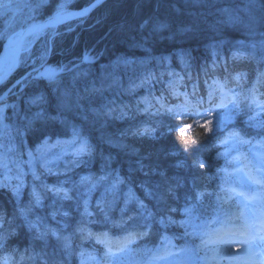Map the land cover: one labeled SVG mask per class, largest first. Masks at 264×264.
Returning a JSON list of instances; mask_svg holds the SVG:
<instances>
[{
  "label": "trees",
  "instance_id": "trees-1",
  "mask_svg": "<svg viewBox=\"0 0 264 264\" xmlns=\"http://www.w3.org/2000/svg\"><path fill=\"white\" fill-rule=\"evenodd\" d=\"M32 1V0H31ZM37 2V0H35ZM91 3V0H75L70 9H79ZM249 0H107L101 7L83 19L74 20L68 25L58 27L61 33L55 37V46L50 53L49 61L54 63L67 62L69 65L80 63L84 50H92L98 60L93 64H80L60 80L58 87L50 88L45 81L33 82L16 97L12 98L18 105L14 113L11 108L6 109V115L11 119L4 121L10 125L8 130L0 131V181L8 180L15 184L18 167L28 172V153L34 157V165L40 173L41 179L34 181L29 174L25 176V187L19 199H14L11 190L0 188V213L6 214L11 220L14 211L19 210L30 201V191L35 185L37 191L44 197L43 207L33 209V216L46 218L49 226L60 227L57 220L65 219L58 216L52 220L53 197L46 192L41 184L53 185L61 181H68L65 188H72L73 200L64 202L65 210L70 212L67 218L69 227L63 229L64 233L72 234L73 255L63 257L60 243L49 237L48 246L43 254L50 259L63 257L64 264H79L78 252L86 247L91 252L103 251L104 243H97L95 238L81 240L76 228L83 224L92 231L94 236L107 234L112 242L119 235L133 236V243L128 247L123 260L128 261L130 252L135 257H143L165 235L172 234L176 239V247L187 254H210L206 264H217L222 256L230 255L235 247L209 244L201 245V238L205 233H211L217 226L224 224L241 223L236 219L240 209L236 201L231 200L223 204V210L218 211L221 205L217 202V194L224 193V171H233L234 165L229 161L234 157L229 154L239 152L243 157L252 159L253 143L264 138V129L254 128V123L264 124V109L252 104L253 89L256 99L264 105V48L260 42L264 40V0H255L253 4L262 5V9L251 11L249 19L239 16L243 23L238 25L227 24L222 13L226 8H243ZM12 7L4 17H0V49L2 46V33L6 17H14L15 29L27 26L31 18L37 21L48 18L51 9L41 8L29 13V9L20 6L16 0H11ZM206 12L208 18H215L208 29L203 23L201 11ZM198 11V12H197ZM34 16L26 19L25 15ZM219 14L220 19L216 18ZM223 14V16H221ZM199 15V16H198ZM2 16V15H1ZM184 18V19H182ZM145 20L149 23L144 29L139 26ZM210 20V19H208ZM248 21V22H247ZM175 22V23H173ZM188 22H193L190 24ZM247 22V23H246ZM156 23L179 26L187 24L192 37L204 36L211 39L204 41L203 47L192 45L191 50L184 47L181 34L171 33L167 38L152 37V28ZM251 23L252 34L245 25ZM206 28L204 27V25ZM239 28L240 31L238 29ZM71 28V31H66ZM11 29V30H12ZM166 28L158 33L165 34ZM6 30V31H7ZM240 32L237 34V32ZM183 32V33H185ZM10 33V31H9ZM182 33V34H183ZM187 34V33H186ZM148 41H146V39ZM255 42L256 47L250 45ZM43 42L34 45V51L39 52ZM141 51L140 54L138 51ZM243 51L245 56L237 58L235 51ZM138 55V56H137ZM161 58H164L161 63ZM31 70L30 67H20L16 72L17 78ZM243 74L240 80L235 77ZM148 77L149 82L143 86L141 81ZM216 82H219L218 84ZM220 85H226L221 88ZM212 93V96L209 93ZM45 95V99L36 105L26 101L33 96ZM164 97V109L159 114L137 111V101L147 97L153 103V97ZM15 98V100H14ZM240 103L237 110L230 103L231 100ZM221 104L227 107H220ZM127 106V107H125ZM141 109L144 104H140ZM157 107H159L157 105ZM121 108L128 113L123 119L118 118ZM171 109L168 111L167 109ZM107 109H113L112 115H107ZM95 110V111H94ZM42 112L43 119H36L31 131L26 137L17 135L16 129L28 123L35 113ZM100 114H97V113ZM59 117L50 119L49 117ZM218 125V130L208 133L205 127ZM191 125V127H188ZM73 126L80 132L83 139H87L94 146L91 156L77 158L71 155V147L65 142L71 139ZM155 129V138H145L132 133L141 127ZM183 129V132L180 130ZM229 132H240L242 139L251 143L233 142L221 144L220 141L228 136ZM48 136L47 143H40L41 137ZM9 143L15 144L16 151L7 149ZM187 148L188 151L184 152ZM232 148V149H231ZM67 151L68 155H62ZM40 152L46 153L48 158H56L51 165L54 174H47L38 157ZM231 152V153H230ZM174 153V154H173ZM220 158L217 159V155ZM151 154V155H149ZM110 157V159H109ZM147 157V158H145ZM79 159L80 162L76 163ZM138 161L146 166L139 170ZM178 161H183V167H176ZM198 162L205 163L204 169H199ZM197 164V166H193ZM155 168V172L152 169ZM163 171L164 176L159 173ZM112 173L106 183L111 182L116 174L123 178L124 183L119 185L120 203L109 212L106 220L96 208V202L103 192V186L92 194L94 199L90 210L92 216L82 217L75 203L76 189L83 193L85 186L80 185L81 176L91 175L98 178L102 174ZM147 173V174H146ZM172 177H179L183 186L177 189V199L166 193L168 183H175ZM195 178V188L193 179ZM237 175L232 177V186H237ZM159 185V187H157ZM132 190L138 198L156 214L170 215L176 222L166 228L152 222L146 230L147 235L136 237L135 232L145 231L138 228L144 221L137 215L136 205H129V212L124 216V223L120 224L124 194ZM202 191L206 195L199 200L191 197L185 199V193ZM163 196V199L157 197ZM90 198V199H92ZM195 204L194 223L200 227L196 229L197 235H191V227L187 230L182 226L186 217L183 215L185 205ZM59 206L58 204L56 205ZM171 206L177 211L167 213ZM264 205L257 204L253 209H263ZM224 211L229 214L232 223L225 220ZM9 243L23 250L30 243L26 230H19V235L13 237ZM102 250V251H101ZM36 251H40L39 243ZM133 253V254H134ZM144 254V255H143ZM211 255V256H212ZM136 260H138L136 258ZM143 260V258H142ZM37 264H44L38 260Z\"/></svg>",
  "mask_w": 264,
  "mask_h": 264
},
{
  "label": "snow or ice",
  "instance_id": "snow-or-ice-1",
  "mask_svg": "<svg viewBox=\"0 0 264 264\" xmlns=\"http://www.w3.org/2000/svg\"><path fill=\"white\" fill-rule=\"evenodd\" d=\"M102 0H91V3L87 7L98 6ZM250 3H255V0H249ZM75 0H37L33 5H28L34 10H39L41 8L51 9L48 19L43 22H38L35 18H31L27 22V27L21 25L20 31L11 30L4 31L2 33L3 39L7 40L5 45V54L3 57H0V88L3 85L8 83L10 75L15 69L20 67H30V71L26 72L23 76L18 77L13 81V86L5 88L3 91H0V127L8 130L10 125L4 123L6 120L11 118L6 115V109L11 108L15 113L17 111V104H8L6 100L9 96L16 95V90H23L33 82L46 81L48 87L55 88L58 87L60 80L62 78V73L67 71V65H53L49 63L50 53L53 51L55 46V37L61 35L58 31V27L61 25H68L73 20L83 19V14L86 12V7L70 11V5L74 4ZM12 4L11 0H0V15H6L5 10L11 9ZM224 13L227 14L226 21L227 24L238 25L243 23L241 18L236 15H232L229 9H223ZM14 17L9 21V25L14 22ZM148 20H145L140 24V28L144 29ZM167 24L156 23L152 32H158L161 29L167 28ZM249 29V34H252V25L251 23L245 25ZM71 28H67L66 31H71ZM181 31H188V29H181ZM43 42V48L39 52L34 51V45L40 42ZM252 48H255L257 45L253 42L250 45ZM260 46L264 48V40L260 42ZM23 54V55H22ZM239 58V57H237ZM81 59L84 62H91L94 57L91 54H82ZM164 58H161V63H163ZM243 74H239L235 77L236 80H240ZM149 82L148 77H145V80L141 81V85H136L134 87L143 86L145 83ZM217 84L219 82H216ZM221 88L226 87V85H220ZM255 89H253V95L251 97L252 104L257 108L264 109V105H261L260 102L256 99L254 94ZM212 96V93H209ZM45 99V95L41 94L39 96L30 97L26 102L31 105H36L39 102H42ZM155 103L151 100H148L147 97H141L137 101L136 110L149 113L151 109H155V112L152 114H159L161 109H164V97L159 98L153 97ZM234 108L237 110L240 109V103L233 99L230 101ZM140 104H144V108L139 107ZM157 105L159 107H157ZM127 107V106H125ZM220 107H227V105L221 104ZM171 111V109H167ZM95 111V110H94ZM113 109H107L106 114L112 115ZM97 114H100L99 112ZM128 113L121 108L118 118L123 119L127 116ZM44 114L42 112H37L35 115L28 120V123L22 128L16 129L17 135L26 137L31 131H33L32 124L36 119H43ZM50 119H59V117H49ZM213 127H207V125H201L206 128L208 133H213L218 130V125ZM257 129H264V124L254 123L252 125ZM188 127H191L189 125ZM183 132V129L180 130ZM133 135L145 137V138H155V129L152 127H141L137 128ZM49 137H41L40 143H47ZM65 142L71 147V155L80 158L83 156H91L94 152V146L87 139L81 137L80 132L73 126L71 131V139H66ZM233 142L238 143H251L242 139L240 132H229L228 136L220 141L221 144H229ZM9 151L15 152V144L9 143L7 145ZM188 149L185 148L184 152H187ZM67 151L63 152L62 155H68ZM174 154V153H173ZM28 172L26 173L22 166L17 168L16 171V183L10 185L8 180L0 181V188L11 190L13 198L19 199L22 194V191L25 187V176L31 175L34 181L41 179L40 173L36 170L34 165V157L31 152L28 153ZM151 155V154H149ZM218 153L217 159L220 158ZM41 160L42 166L47 174H54V169L51 165L55 164L56 158H48L46 153L40 152L38 157ZM147 158V157H145ZM110 159V157H109ZM80 160L77 159L76 163H79ZM139 164V170H143L146 166L142 161L137 162ZM230 164L234 165L233 171L229 172L227 168L223 169L225 175L223 178V184L229 185L228 187H221V191L225 193L224 196L217 194V202L220 203L221 207L218 211L223 210V204L228 203L231 200L236 201V206L240 209L236 219L240 220L239 225L232 224L230 228H221L219 230H214L211 233H205L207 236L205 239L204 236L201 238V245L207 247L209 244H223L225 245L224 251H227V247L232 242L233 237H239V243L244 245L245 252L248 254L250 260L259 259V264H264V211L257 212L253 210V206L257 204L264 205V141L259 142L257 149L252 152V159L247 157L241 158V156H236L229 161ZM184 162L178 161L176 167H183ZM194 167L197 164L194 163ZM199 169L205 168V163L198 162ZM155 172V168L152 169ZM147 174V173H146ZM161 176H164V172L159 173ZM237 175L235 184L237 186H232L233 175ZM112 173H106L100 175L98 178H94L91 175L81 176L80 185L85 186L83 193H80L79 188L76 189L77 197L81 195L84 197L83 200L77 199L75 207L77 210L83 209L81 212L82 217H89L93 215V212L89 208V202L92 194L97 191L98 188L103 186V192L100 195V198L96 202V208L107 220L109 218V212L120 203L119 196V185L124 183L123 178L116 174L115 178L111 182L106 183L109 180V176ZM172 180L176 181L175 183H168L166 188V193L173 199H177V189L183 186L182 181L179 177H172ZM68 181H61L58 184L47 185L41 184L43 189L50 193L53 197L52 211L50 212V217L52 220H56L58 216L65 219L57 220V224L60 227L53 228L48 225L46 218L36 215L33 216V209L37 207H43L44 197L40 192L37 191L36 186L34 185L30 191V201L27 205L22 206L19 210L14 211L11 220H9L6 214L0 213V264H37L38 260H44V264H64L63 257L73 255L72 247V234H65L63 229L69 227L67 218L70 216V212L65 210L64 202L72 201L73 196L72 188H65L64 184ZM193 185L195 188V178L193 179ZM159 187V185H157ZM206 194L202 191H193L191 193H185V199L191 197L194 200H199L202 196ZM163 196L157 197V199H163ZM59 205L58 207L56 205ZM136 205L137 215L144 221L142 224H138V228H142L145 231L135 232L136 237H141L147 235V229L151 226L152 222L158 223L161 227L166 228L169 224L175 223L176 221L167 214L160 215L159 219L156 218V214L151 212L149 208L137 197L132 194V190L129 189L128 192L124 194L123 207L119 210L121 212L120 224H123L124 216L129 212V205ZM196 205H185L183 208V215L186 219L183 220L182 226L186 228L191 227L193 231L191 235H197L196 229L200 226L194 223V209ZM177 211L176 208L169 206L166 210L167 213ZM251 213V216L248 215ZM225 220L228 223H232L229 214L224 211ZM19 230H26L27 235L30 237V243L23 250L18 246H14L9 243L13 237L19 235ZM76 232L79 233L81 240H89L95 238L97 243H104L107 251L104 254V257L99 261H96V264H121L123 256L128 251V244L133 243V236L129 234L128 237H125L123 242L113 243L107 238V234H103V239L101 236H94L92 231L88 229L83 224L79 225L76 228ZM49 237H54L61 245L63 251V257L61 259H56L53 255L50 259L47 257V254H43V251L48 246ZM39 243L40 251H36V246ZM115 249V250H114ZM145 252L152 253L154 259H166L168 255L167 250H164L162 253L160 249H157L156 252H152L151 249H144ZM86 255L83 251L80 252L81 259ZM90 260L95 261L96 257L91 254H87Z\"/></svg>",
  "mask_w": 264,
  "mask_h": 264
},
{
  "label": "bare ground",
  "instance_id": "bare-ground-1",
  "mask_svg": "<svg viewBox=\"0 0 264 264\" xmlns=\"http://www.w3.org/2000/svg\"><path fill=\"white\" fill-rule=\"evenodd\" d=\"M106 2V1H105ZM105 2H103V3H101V5H103ZM90 4V3H89ZM88 4V5H89ZM101 5H99V6H97L92 12H94L96 9H98L99 7H101ZM226 9H229L230 10V12H231V14L232 15H235V14H240V15H242L243 17L242 18H244V19H249L250 18V16H251V11L252 12H256V11H258V10H261L262 9V5L260 6L259 4H253V5H251L250 3H244V6H243V8H235V9H231V8H226ZM198 12V11H197ZM206 12H208V11H205V10H203V11H201V14H200V16L199 17H201L202 19H203V21H205V22H203V23H207V24H209L208 25V29L210 28V26H211V23H214L215 22V18H213V19H211V18H208V16H207V14H206ZM224 15H225V17L227 18V14L226 13H224V12H222ZM223 14L221 15V16H223ZM218 17V19H220V16H219V14H217L216 15V18ZM182 19H184V18H182ZM208 19H210V20H208ZM244 22V21H243ZM248 22V21H247ZM246 22V23H247ZM173 23H175V22H173ZM188 23H190V24H193V22H188ZM188 23L187 24H180L179 26H175V25H172V24H169V26L165 29L166 30V33L165 34H161V33H158V32H156V34H158V35H156V36H158V37H160V38H167V36L166 35H168V34H171V33H177L178 32V34H181V36H180V38L184 41V44H183V46L184 47H187L188 49L187 50H191V46L192 45H194L195 47H203V45H205L203 42L204 41H208V40H211V39H209V38H207L206 37V35H202V36H200L199 34H198V36H195L194 35V37H192V33L190 32V30H189V32H185V31H181V29H183V27H186L187 25H188ZM204 25V27L206 28V26H205V24H203ZM241 26H244L243 24L241 25ZM241 26L238 24V27L241 29ZM239 28H237L236 27V29H238L239 31H240V29ZM183 32H185V33H183ZM237 32V34L238 33H240V32H238V31H236ZM183 33V34H182ZM187 33V34H186ZM154 34H155V32H152L151 33V35H152V37H156V36H154ZM148 39L149 38H147L146 39V41H148ZM3 43V42H2ZM6 43H7V41H6ZM5 45H3L2 44V46H1V48L2 47H4ZM140 54H142V52L139 50L138 51ZM234 54L236 55V56H238V57H242V55H244L245 56V53L243 52V51H235L234 52ZM143 55V54H142ZM138 56V55H137Z\"/></svg>",
  "mask_w": 264,
  "mask_h": 264
},
{
  "label": "rangeland",
  "instance_id": "rangeland-1",
  "mask_svg": "<svg viewBox=\"0 0 264 264\" xmlns=\"http://www.w3.org/2000/svg\"><path fill=\"white\" fill-rule=\"evenodd\" d=\"M16 1H18L19 2V4H20V6H22L23 8H27L28 7V5H33L34 3H36V1L35 0H16ZM28 9H29V13H34V9L32 8V7H28ZM9 10V9H8ZM8 10H5L7 13H8ZM30 15H31V17H33L34 15L33 14H29V15H25V18L26 19H28V18H30ZM0 17L1 18H3L4 16L2 15H0ZM12 17H6V24H5V26H4V29H6V28H8L9 27V29L7 30V31H10V34H11V29L12 28H14L15 27V24H14V22H12L11 23V25H9V21H10V19H11ZM21 25H22V23H20ZM19 28H21V27H17V28H15V31H17ZM5 30V31H6ZM4 42L2 43L3 45H5V43H6V39H4L3 40ZM23 55V54H22ZM11 78H13V79H17V74L15 73V72H13L11 75ZM23 76V75H22ZM21 77V76H20ZM7 100L8 101H6V103H8V104H15V101H11L10 100V97H8L7 98ZM15 100V99H14ZM5 129H3V127H0V131H4ZM3 134V133H2ZM2 134H0V135H2ZM0 138H1V136H0ZM258 146H259V143L257 144V145H255V147H254V150L255 149H257L258 148ZM0 162H1V160H0ZM1 170V169H0ZM232 240H234V239H232ZM244 249V251H245V248H243ZM168 252L167 253H170V254H168L167 256H166V259H163V260H160V259H157L156 261H155V264H177V262H173L174 260H176V258H177V255L176 256H173L174 255V253H171L170 252V250H167ZM174 251V250H173ZM171 255V256H170ZM259 257L258 258H256L255 260H250L249 259V264H259Z\"/></svg>",
  "mask_w": 264,
  "mask_h": 264
},
{
  "label": "water",
  "instance_id": "water-1",
  "mask_svg": "<svg viewBox=\"0 0 264 264\" xmlns=\"http://www.w3.org/2000/svg\"><path fill=\"white\" fill-rule=\"evenodd\" d=\"M105 1H107V0H102L101 3L105 2ZM101 3H100L99 5H101ZM99 5H98V6H99ZM87 6H88V5H87ZM87 6H85V7H86V12L83 14V16H86V15L92 13V11L97 7V6H95V7H87ZM79 9H80V8H79ZM73 11H74V10H73ZM41 22H43V21H41ZM4 54H5V46L3 47L2 51L0 52V57H3ZM83 62H84V61H83ZM69 70H70V69H68L67 71H65L64 73H62V75H64L65 73H67Z\"/></svg>",
  "mask_w": 264,
  "mask_h": 264
},
{
  "label": "flooded vegetation",
  "instance_id": "flooded-vegetation-1",
  "mask_svg": "<svg viewBox=\"0 0 264 264\" xmlns=\"http://www.w3.org/2000/svg\"><path fill=\"white\" fill-rule=\"evenodd\" d=\"M7 84H9V82L7 83ZM13 84L11 83L9 86H12Z\"/></svg>",
  "mask_w": 264,
  "mask_h": 264
}]
</instances>
